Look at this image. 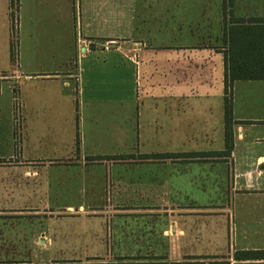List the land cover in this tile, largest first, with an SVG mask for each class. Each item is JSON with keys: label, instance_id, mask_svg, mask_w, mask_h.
<instances>
[{"label": "crops", "instance_id": "1", "mask_svg": "<svg viewBox=\"0 0 264 264\" xmlns=\"http://www.w3.org/2000/svg\"><path fill=\"white\" fill-rule=\"evenodd\" d=\"M15 2L14 39L12 0H0V42L16 40L17 73L4 81H19L26 143L20 166L0 167V207L15 181L26 185L14 206L149 208L155 213L73 218L92 225L77 246L89 256L118 254V232L128 229L125 253L164 260L141 264L264 263L235 258L264 251V80L233 84L230 157L142 159L224 152L226 63L254 64L264 78V0ZM38 134L46 155L30 145ZM56 141L61 150L50 154ZM72 192L82 202L57 203ZM1 212L0 264H49L39 256L72 243L53 234L55 224L65 234L68 216L47 217L40 231L25 224L40 218Z\"/></svg>", "mask_w": 264, "mask_h": 264}, {"label": "rangeland", "instance_id": "2", "mask_svg": "<svg viewBox=\"0 0 264 264\" xmlns=\"http://www.w3.org/2000/svg\"><path fill=\"white\" fill-rule=\"evenodd\" d=\"M12 45V44H11ZM14 59L12 57V47L7 44L4 45L2 42H0V167H7V168H14L17 166H20V155L21 151L25 148V143H23L24 136V120L26 117L25 111H24V102L20 95L19 90V81H13L12 84H9V86L4 80H6V75L9 73L10 77H14V75L17 73L16 69V61L18 58V48L16 47L14 49ZM143 80L139 81V84L136 86V92L138 93V103H142L146 96L143 95L142 92V84ZM30 95V93H26ZM155 100H152L154 102ZM157 102V101H155ZM78 96H76V106L78 108ZM60 114L56 112L53 114V119L58 120L60 119ZM45 118L51 119L52 116H47ZM31 120V118H30ZM60 121V120H59ZM79 126V115L76 116V128ZM62 130V126L60 128ZM41 134L31 135V142L30 145L32 147V144L34 146L35 154H44L45 147H42L41 143L38 141V137H40ZM35 139L38 141L36 144L35 142H32ZM54 144L55 148H49L51 152L53 151H60L61 150V143L59 141L55 142ZM218 146V145H217ZM40 149L41 152H40ZM17 151V152H16ZM19 154V156L17 155ZM37 154V155H38ZM18 158V159H17ZM24 166L30 165L21 164ZM9 180L13 178V176L8 175ZM13 183H7L6 188V199L8 200V205L4 207H0L1 210L5 215L8 217L10 216H24V218L28 219L30 221L31 218H40V222H37L38 220L33 219L32 223L29 222L25 223L29 228L31 227L34 229V227H37L40 231H45L43 229V226L46 225V223L43 222L44 219L50 216H68L71 219L69 223L65 222L63 224L65 234L59 233V230L57 229L58 224H55V230H53L54 234V240L61 242L63 240V236L66 240H70L72 243L71 245L64 249L63 252H52L48 255H40L39 260L45 263L49 264H141V263H158L164 261L162 258H155L152 255H132L127 254L128 249L122 244H125L130 238L131 232L128 229H124L123 231H119L117 238L119 239V249L120 251L118 254H97L93 256L85 255L83 254L84 251H82L81 248L77 246V243H83L84 241H87L84 239V237H90V232L86 231L84 227H91V224H82V222L73 220V218H79L81 215H99V214H105V215H143V214H154V210H150L149 208H131L127 206H106L103 208L93 209V208H72V210H67L65 208H62V206H32V207H23V206H14L10 203H13L17 196V189L21 190L22 185L24 184H14ZM17 185V186H16ZM66 200L57 201L60 205L65 203H72V204H78L82 202V199L77 196V193L72 192V195L70 198H65ZM81 201H80V200ZM50 203V202H49ZM56 203V201L54 202ZM56 203V204H57ZM152 211V212H151ZM36 221V222H34ZM123 227H126V224H120ZM69 226V232L67 233ZM82 226L83 231L80 229ZM108 228L106 230V240L108 244H111L113 241V238L115 237V234H113V231L109 229L110 224H107ZM36 228V229H37ZM42 229V230H41ZM87 232L89 233L88 236ZM101 232V231H100ZM41 240H45V236L43 238H40ZM53 238L50 237V240ZM81 249V250H80ZM115 250V249H114ZM87 252L90 251V249L86 250ZM83 252V253H82ZM7 261H14V260H28L30 263L31 261L37 260L34 258V256H9L6 257Z\"/></svg>", "mask_w": 264, "mask_h": 264}, {"label": "trees", "instance_id": "3", "mask_svg": "<svg viewBox=\"0 0 264 264\" xmlns=\"http://www.w3.org/2000/svg\"><path fill=\"white\" fill-rule=\"evenodd\" d=\"M12 13V34L15 39L17 33V27L15 23L16 18V2L12 0L11 4ZM12 57L14 59V49L16 48V40L12 41ZM226 76H225V150L220 153H198V154H166L159 156H143L144 160L161 159V160H193L204 161L211 159H218L223 157H230L234 149V134L233 127L236 124L233 117V97L232 89L233 84L236 81H258L264 80V78L256 77L257 73L254 71V64L249 63H226ZM237 261H264V251L257 252H241L235 255ZM254 264V263H253ZM264 264V263H255Z\"/></svg>", "mask_w": 264, "mask_h": 264}]
</instances>
